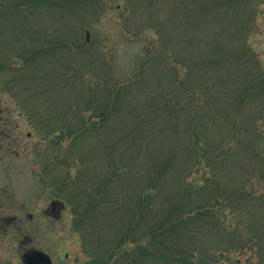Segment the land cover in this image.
<instances>
[{"label":"trees","instance_id":"obj_1","mask_svg":"<svg viewBox=\"0 0 264 264\" xmlns=\"http://www.w3.org/2000/svg\"><path fill=\"white\" fill-rule=\"evenodd\" d=\"M254 4L126 1L119 36L139 49L118 66L87 26L104 2L0 0V96L44 139L78 264H264Z\"/></svg>","mask_w":264,"mask_h":264},{"label":"rangeland","instance_id":"obj_2","mask_svg":"<svg viewBox=\"0 0 264 264\" xmlns=\"http://www.w3.org/2000/svg\"><path fill=\"white\" fill-rule=\"evenodd\" d=\"M100 1L104 2L106 10L97 20L93 18L95 21L87 23L91 35L96 40H102V44L108 43L117 50L112 60L118 66L131 65L139 47L136 42L125 41L119 36L121 25L116 8L123 6L126 1L135 3V0ZM250 2L254 5L258 2L251 42L263 54L264 0ZM3 97L0 96V101L4 102L8 110V123L11 122L12 126L11 132L6 131L9 137L0 140V264H22L21 254L29 246L22 244L21 240L28 230L33 233L29 235L33 237L34 244L49 253L54 264H78L82 257L76 245V236L69 229L70 216L53 214L50 207L55 197L44 184V139L38 138V131L32 121L29 123L27 112L12 107L18 100L10 101L9 96V99ZM38 119L44 123V112ZM56 210L59 212L60 208L56 207ZM29 214L33 215L32 223L29 222ZM12 217L18 218V226H22L21 234L14 224H6L7 219Z\"/></svg>","mask_w":264,"mask_h":264},{"label":"flooded vegetation","instance_id":"obj_3","mask_svg":"<svg viewBox=\"0 0 264 264\" xmlns=\"http://www.w3.org/2000/svg\"><path fill=\"white\" fill-rule=\"evenodd\" d=\"M10 121V117H8L7 115H1L0 116V123H1V126H3V129L5 128L7 131H11V129H10V127L12 126L11 125V122L10 123H8ZM7 124L9 125V126H7ZM6 126H7V128H6ZM14 126H16V124L14 125ZM9 128V129H8ZM57 208H58V206H57ZM53 210V214H56V215H58V214H60V212L62 213V209L60 208V211L58 212V210H56V208H54V209H52ZM45 212H49V210H46ZM29 218H30V220H29V222H31L32 223V220H33V215L32 214H29ZM18 222V218L17 217H12L11 219H7V221H6V224H14L15 226V228H17L18 230H19V232L18 233H20V231H21V228H22V226L20 227V226H18V224H19V222ZM1 223V222H0ZM16 223V224H15ZM2 224V223H1ZM29 233H31L29 230H28V232L27 233H25V238H24V236L22 237V240H21V243L22 244H27L29 247H28V249H26L25 251H23L22 252V254H21V261H22V257H23V255L25 254V253H27V252H29V251H32V250H41V251H45L44 249H42L41 247L39 248V247H37L35 244H34V242H33V237L31 236V235H29ZM21 234V233H20ZM24 234V233H23ZM32 235H33V233H31ZM20 261V263H22ZM23 264V263H22Z\"/></svg>","mask_w":264,"mask_h":264},{"label":"water","instance_id":"obj_4","mask_svg":"<svg viewBox=\"0 0 264 264\" xmlns=\"http://www.w3.org/2000/svg\"><path fill=\"white\" fill-rule=\"evenodd\" d=\"M58 204L57 200H53L50 203L52 209L56 208ZM23 264H54L52 256L41 250H32L25 253L22 257Z\"/></svg>","mask_w":264,"mask_h":264}]
</instances>
